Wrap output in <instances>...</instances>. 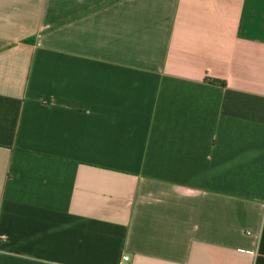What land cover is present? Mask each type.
<instances>
[{
  "label": "crops",
  "instance_id": "crops-1",
  "mask_svg": "<svg viewBox=\"0 0 264 264\" xmlns=\"http://www.w3.org/2000/svg\"><path fill=\"white\" fill-rule=\"evenodd\" d=\"M264 264V0H0V264Z\"/></svg>",
  "mask_w": 264,
  "mask_h": 264
},
{
  "label": "built area",
  "instance_id": "built-area-1",
  "mask_svg": "<svg viewBox=\"0 0 264 264\" xmlns=\"http://www.w3.org/2000/svg\"><path fill=\"white\" fill-rule=\"evenodd\" d=\"M122 263L123 264H133L132 259L129 255H123L122 257Z\"/></svg>",
  "mask_w": 264,
  "mask_h": 264
}]
</instances>
